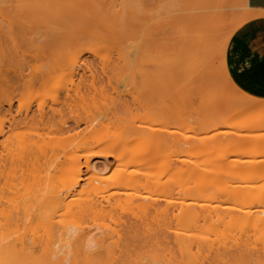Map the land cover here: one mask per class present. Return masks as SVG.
Wrapping results in <instances>:
<instances>
[{"label":"rangeland","instance_id":"obj_1","mask_svg":"<svg viewBox=\"0 0 264 264\" xmlns=\"http://www.w3.org/2000/svg\"><path fill=\"white\" fill-rule=\"evenodd\" d=\"M110 1L111 0H100V1L99 0H94V1L93 0H0V40H1L0 41V43H1L0 44L1 45V49H0L1 51L0 52L4 54L3 56L1 55L2 56L1 59H3V60L0 59L1 60L0 66H4V67H18V66L19 67H24V66L25 67H28V66L35 67V66H38L41 68H42V66H46V67L55 66L58 68L57 71H55L56 73H54V75L55 74L56 75L58 74V75L57 76L53 75L55 77V78L53 77L54 80L49 81V83L47 84L49 87L47 85L44 86V88H46L45 90L43 89V87H39V88H35V90L33 89L34 91H33V93H31V96L27 95L28 97H22V99H19L20 97H16V100L14 101L13 108H12L13 114L17 115V113L20 109H21L20 111H24L23 113L25 114V109L28 106L32 107V108H30L32 113L38 114L39 113V106L42 104L44 106V109L50 115L52 113L53 108H56L57 106L61 105L63 102L68 100L67 108L64 104L65 112H66L64 116L67 117L66 119L69 118L68 121H70L69 122V124H71L70 127L75 125L74 122L70 120V119H72V118H70V116L71 115L73 116V114H74V116L75 115L77 116V114H79L78 116L83 115L81 117H85V118H87V117L88 118H94L96 115V117L98 119H100L99 117H102L100 115H105V118H106L107 114H108V116H110L111 113L117 114L119 119H121V116H122V118H127V117L130 118L133 116L134 118L133 117L131 118V120L133 119L131 121L132 123H134L136 125L137 124H141L144 126L146 125V126L153 128V132L151 133V135L149 137V140H150L149 146H150L151 150L154 151L153 152V155H154L153 156V158H154L153 162L154 163L152 162L153 165L151 168H153V170L150 169L149 173L151 172L150 177H151V180L154 181L153 183L156 186H157V183H160V184H158L159 188L154 187L152 191H145V190L141 191V193H140V195L142 194L141 196L135 197V195L138 193H135V195L133 194L134 197L133 196L132 197L131 196L123 197L122 196L123 200H121V204H120L121 208L127 211V212L125 211V213L131 212L130 213V215L132 214L131 219L134 220L135 219L134 216H136L135 213H138L137 216L140 215L139 217L142 216L141 215L142 213L139 212V209H140L139 206L143 205L144 203L149 201L151 198H153L154 201L157 198L156 200L157 201L159 200L158 204H159V206L162 207V209H166V207L170 208V209L173 208L172 210H173V212H175V214L179 213L178 210H181V207H183V208L195 207L196 209H199L201 207L209 208V206L221 204L222 208L224 209V210L221 209V211H222L221 215H222V217L225 216L224 221H225L226 225H224V222L222 223L223 219L222 220L219 219L220 221L214 220L213 222L209 221V220H208L209 222L208 221L204 222V223L201 222L199 227L198 226H196V227L192 226V228L189 226L185 228V227L178 225L177 223L174 222L175 225L172 224L171 229L172 228L173 229L171 230L172 231L171 234H173V233L177 234L178 233L182 236H186V238L188 236H189L188 238H194L195 237L194 239L198 238L199 241L203 239L202 241H205L206 243L209 242L208 245L209 246L212 245L213 248L215 246L216 248L221 249L222 246L226 247V246L233 245L234 244L233 241L235 240L234 238L241 236V233H242V235L244 233L246 234L248 232V230H250L251 228H249L250 226H248L249 225L248 223L244 224L245 226L243 225L244 222L241 223L240 221H239V223L235 222V224H234V222L229 220L231 218L226 217V215H227L226 213L229 214V212L230 213L233 212L232 209L234 207H236V208L239 207L237 205V202L234 200L233 197H231L229 192H231V188H235L237 185H239V187H240V185L243 186L245 184H248L244 180L245 176H244V178H242L243 177L242 174L243 175L244 174L245 175L251 174L252 178H255L256 176H259V175L255 174L257 172L254 171L252 168L258 169V168L264 166V163H262V162H264V119H262L259 123H253L254 125L256 124L255 126H253V124L248 122L246 119V116H247L246 114H248L247 112H245L246 114L243 112H240V114L234 113L235 115L232 114L233 112H236V111L239 112L240 111L238 106H237L238 109L236 108L237 110H234L235 107L233 109H230L231 111L232 110H234V111L231 112L229 110L230 115H229L228 111L223 112V110H227V109H224L226 106L223 107V104H225V103L222 104V100H220L219 101L221 104V106H220L218 99H217L218 98L217 96H219V99H220V96L222 95L221 91H222V93L224 92L223 90L226 89V85L221 86V85L217 84L213 87H209V86H206V84H202V85H201V83L199 84V81H197L196 77H195L196 76V69L192 65L195 63H199V61H202L201 60L202 54H198V53L195 54L194 53L192 55L191 51H189V49H190L189 44L184 45L183 48H184L185 52L182 53L180 62L178 60L180 58L181 53L175 52L174 49L170 45H165V46H163L162 49L155 48L154 50H151L150 52L148 50L146 52L145 49L142 50V48H141L142 40H143V38L147 37L148 31H151L154 28L153 26L155 25L156 21L162 20L161 23L156 27V29H155L156 31H162L163 32V26L166 23L167 26L169 27V29L172 31L173 35H179V31L182 28L180 29L179 27H176L175 24H173L172 19H173L174 13L178 12L180 6L179 5H172L173 0H167L166 4L164 3L163 0H160L157 3H156V0H151L153 5L148 6V7L145 5V3L148 0H118V2L114 5H111ZM98 2H101V3L98 4ZM221 7H222L221 11L223 10L225 13H228V15L226 16L225 26L221 30V39H222V41H225V39L227 38L228 33H229L228 26H229V24H232L236 20V18L238 17L240 9H239V7L236 8L234 5H224ZM215 9H216L215 7H211L209 9H207V12H214ZM203 13H205V11L200 12V14H203ZM61 18L72 22L73 25L74 24L77 25V21H82L81 19L84 18L83 20H88V24H90L89 26L92 28L91 30H93L95 33H98V34L100 33L101 35L103 34V36H104V34H106V36H105L106 38L109 35L115 36V39H113V40L111 39L112 41L110 39H109L110 41L108 40L106 43L104 41L105 44H103L102 40H104V37H102L103 39L102 38H101L102 40L100 39L101 40L100 43H102V45L96 44L98 46L95 45L96 40H94L95 37H93V36H95V34L94 35L92 34L93 35L92 36L93 39H92L91 34L88 32L90 34V38L92 40H94V43L91 42L92 40L90 41L86 35H83V39L81 36L82 34H79L80 37L78 36L82 40H85L86 39L85 36H86L89 40V43L91 42L90 44H88L87 43L88 41L86 39V44L82 45L81 44L82 40H81L80 44L82 46L88 45V46H86V49H83V50L88 51L91 49L90 51H92V50L96 49V51H97L99 49L97 52L98 57L94 56L95 51L92 54L90 51H88L89 53L87 51H82V53L86 52L87 54L85 53V55H82V53L80 52L81 53L80 55H82V57H84L83 60L86 61V64L88 66L92 65L98 70V74H101L100 75L101 78H99L100 80L102 79V76H104L103 73L101 72L102 71L101 69L102 68H106V69L112 68L111 72L108 71V76L112 75L110 77L112 79V84L108 86L107 85L108 83H106V82H109V80H111L109 77L105 76V77H103L104 79H102V81H104L105 84L107 85L106 88L108 89V91H104V93H101L100 90L102 89L103 85L102 86L99 85V87H101V89H97V90H99L97 94H96V91L94 92L96 95L93 93H92L93 95H91L89 93V94H86V96L83 98L82 96L85 95L83 92L78 94V96L75 92H72L71 94L73 96L71 97V99L66 98L67 94H68V92H67L68 89L63 88V87H68L69 89L74 87V85L78 84V82L80 81V75H76L75 77H73V76H71L70 71L68 73V74H70V76L67 73H65L66 71H64L65 74L60 72L61 69L63 70L64 67L68 68L66 66L67 65L69 66L71 64V63L69 64V62H72L73 57L75 58V56L72 54L73 53L72 50L70 51V54H66L67 52L62 53V52H64V49L66 47L68 48L69 45L64 47L65 46L64 44H66L67 39H64V37L62 36L63 35L62 32L66 33V31H68V30H65V29L62 30L63 24H62ZM65 23H67V22L65 21ZM78 23L81 24V22H78ZM67 24H70V23H67ZM83 24L84 23L82 22V25ZM79 26L75 29L77 30L79 28ZM65 27H66V29H69V30L71 28V26L67 28V25ZM80 27H82V26H80ZM71 30L76 31L72 28H71ZM78 31H81V30H78ZM82 31H85V30L83 29ZM60 33H62V35ZM85 33L87 34V32H85ZM59 35H61V37H63V38L59 37ZM70 35L72 36V34H70ZM70 35H68V36H70ZM75 37H76V35H75ZM75 37H74V40H77L78 42H76V41L74 42V40L68 39L69 41L72 40V42H73V43L71 42V44H73V45H71V48H72V46L74 47V45L79 44V40H78L79 38L76 39L77 37L76 38ZM14 38H15V41H14ZM192 38L193 37H191V38H189V37L185 38L184 37V40L186 41V43H188V41L190 42V40L193 41ZM95 39H97V37ZM165 39L169 40L171 45H174L175 42L177 43L178 41L182 40V39H180V37L173 39V38H170L169 36H167V38L166 37L162 38V40H165ZM98 40H99V38H98ZM98 40H97V42H98ZM83 43H85V42H83ZM14 44L16 47L18 45L20 47L19 49L26 52L25 56L30 55L29 58L28 57L26 58L29 61L25 60V57L24 58L22 57V55H21L22 51L21 50H19L20 54L19 53H17V54L21 55L20 58H23L24 61H26V62L19 61L20 58L17 59L18 55L16 53L13 54V50L14 49L18 50V48H16V47L14 48ZM44 45L46 46V51H44V52H48L49 55H48V53L46 54L44 52H42L40 54V51H43V50H39V49H43L41 47ZM78 47L75 50H77ZM79 50H80V48H79ZM131 50H132L131 56H130L131 60L133 61L134 58L136 59V62H134V63L132 62V66L134 68V65H135L136 70L134 71V75L132 74V76H130V77H132V79L130 81L126 80V78H129V76L128 77H126L124 75L122 76L121 75L122 72L121 71H120V73L118 72V74L122 76L121 78H119L120 76H118V78L122 80V81L121 80L120 81L122 83H124V79H125V82L127 81L123 85L122 83H119L120 81L117 78H114L113 75H115L116 72L113 73V69H115L116 67H119V66L122 67L126 64L121 60V58L123 57L125 52L131 51ZM16 51H14V52H16ZM36 51H37V53H39L38 56L35 53L36 57L42 58L43 56H45V58L44 59L42 58L39 60H38V58L36 59V57L33 54ZM66 51H67V49H66ZM76 52H75V54H76ZM77 53L79 54V52H77ZM22 54L24 55L23 52H22ZM128 54L129 53H126L125 54L126 56L124 55V57H125L124 59H127ZM31 55L34 57L30 59V57H32ZM72 55H73V57H72ZM3 57H5V58H3ZM138 57H140V58L143 57V59H141L142 61L140 60V58L138 59ZM213 57L214 58L212 59V62H213L212 64H214L218 68L222 64V55L218 53ZM176 62H178V65L182 66L184 69L183 70L181 69L182 71L179 69L177 70V71H179V75H178L179 78L177 79V81H174L175 77H174V79L172 77L174 76V74L177 71H171L170 69H168V67L172 68L171 66L175 65ZM56 65H59L61 67L59 68V66H56ZM63 65H65V66H63ZM113 67H115V68H113ZM141 67H142V69L148 68L149 70H151V72H152L151 75L149 74L148 77H146L144 74H143L144 76L141 75L140 71H139V69ZM59 73L61 76L59 75ZM80 73L82 74V71H80ZM180 73H181V75H180ZM124 74H125V72H124ZM87 75L89 77L88 73H87ZM100 76H97V77H100ZM116 76H117V74L115 75V77ZM106 77L109 78V80ZM88 79H90V78H88ZM116 80H118V81H116ZM172 80H173V82H172ZM71 81L74 82L75 84L71 85ZM102 81H101V83L104 84V82H102ZM57 84L58 85L61 84L63 86V87L61 86L63 89L60 88L59 87L60 85L58 86ZM113 85L116 86L115 90H118L117 93H116V91L113 90L114 89V88H112ZM173 85L175 88L173 87ZM56 86H58V88H60V89H57ZM232 89H233V92L239 91L236 87H232ZM55 90L56 91L61 90V91H59L58 92L59 94H58V93H56ZM91 90L93 91V89H91ZM103 90H105V89H103ZM174 90H176V91H174ZM107 92H108V94L109 93L112 94L113 97H111L110 95H107L108 97H106L105 93H107ZM219 92H220V94H219ZM119 93L125 94V95H123L124 97H121L122 94L120 95V97L117 96ZM79 95L83 99L82 98L80 99ZM90 95H91V97H90ZM94 95H95V97H93ZM258 98L260 100L264 99V98L257 97V99ZM121 99H123V101L129 102V104H131V106H129V108L123 107ZM20 100H21V102H20ZM72 100H76V101H74V103H72L73 102ZM69 101L71 104L69 103ZM119 103H120L121 107L118 106ZM72 104H75L74 107L72 108L73 114L71 113V110L68 109L69 106H73ZM114 105H115V107H114ZM103 107L106 110L103 109ZM122 107H123V109H122ZM4 109L8 110L10 108L8 105L5 104ZM120 109H121V111L119 112ZM130 109H131V111H129V112H131L132 114L128 112V110H130ZM116 110L118 113L114 112ZM20 111H19V113H20ZM111 111H113V112H111ZM220 112H221V114H223V113L228 114V115L225 114V119L221 120L222 121L221 122L222 124L220 123L221 127L220 128L219 127L213 128L212 126H211V128L207 127L209 129H207L205 127L207 130V131H205L204 127H201V125H200V122L202 121V119L204 117L203 115H206V116L210 115L209 117L214 118V116H216V114L219 115ZM23 113H22V115H24ZM105 113H107V114H105ZM119 113L121 115H119ZM92 114H94V116ZM213 114H214V116H213ZM117 115L116 116L114 115V116L117 117ZM111 116H112V120L114 121L113 123H115L116 120H118V119H116L113 115H111ZM227 116H229V118ZM110 118L111 117H109L108 119L106 118V119L109 120ZM57 119L58 118L56 117V119H54V120L57 121ZM122 120H126V119H122ZM122 120H120V121H122ZM127 120H128V118H127ZM85 121L86 120H84L81 124H79L80 126H73V128L71 127L73 130L70 128V131L66 132V134H65V132L61 133V134L49 132L46 136L44 134L43 135L40 134L42 132L38 133V131H33L34 128H32L31 127L32 125H30V126L25 127V128L22 126H20L19 129L16 128L14 130L15 132L13 133L14 136L13 135H11V137L9 136V138H10L9 140H8L7 136L1 137V142L5 143V140H6V143L0 145V155L3 154L4 156H8V155L14 156L13 157L14 160L17 159L14 162H12L14 165L12 163L8 165L9 168L6 169V171L4 173L5 176L2 178V185L4 186V188H3V186L1 187V189H3V191L2 190L0 191V199H2V203L3 202L9 203V205L8 204L6 205L5 203H3L4 205H6L7 207L13 206V208H15V207H17L15 205H17V204L21 205V202L23 203V200L28 201L30 197L33 198L34 200H36L35 199L36 197L40 198L39 197L40 193H42L43 191L48 193L51 190L54 191V188L59 189L60 186H62V188H63V182L65 183L68 180L67 177H70L69 176V174H70L69 172H71V167H70L71 165L70 164L73 162H77V160H80V163H82L84 165V162H85L84 157L86 156L88 151H89L88 153H90L92 151V150L90 151V149L87 147V144L82 145L80 143V141L78 142L79 139L82 141L81 136L83 134L87 135L89 130H86V129L91 128V126L89 128V126H87L88 124L84 123ZM100 121H102V120H100ZM109 121L112 122L111 119ZM109 121L107 122L108 124L110 123ZM102 124L106 125V126H102V127H105L104 128L105 130L103 129V131L98 133L95 136V139H102L105 137V135H108L111 139V142H116V138L118 140L122 136L124 129L120 128V126L112 127L111 128L112 130H111L110 126H109V128L107 127L108 124H106V121L103 122ZM8 125L9 124H7V126ZM165 125H167V126L165 127ZM99 127L101 128V126H99ZM31 129H33V130L31 131ZM209 130H210V132H209ZM215 131L216 132H220V131L223 132V134H220L219 136L215 137L216 139L212 138V141L213 140H216V141H213L212 143L206 145V143L208 141H205L204 142L205 144H204L200 140V138L211 136ZM82 132H83V134H82ZM224 133H225V135H224ZM55 134H57V135H55ZM72 134H74V135H72ZM78 134L79 135L81 134V135L79 136ZM86 135H83V136H86ZM48 136H51V137H48ZM68 136H69V138H68ZM26 137H28V139ZM64 137L69 139L67 141L68 145H66L65 141L67 139ZM30 138H32V139H30ZM50 138H51V141H50ZM71 138H72V140H71ZM161 139L164 140L165 144L168 143V141H169V143L171 144V145L169 144L170 147H167L168 145L165 146L164 143L161 142ZM226 139H228V140H226ZM28 140H30V141H28ZM39 140L42 142L40 143ZM62 140H64V141H62ZM113 140H115V141H113ZM209 141H211V140L209 139ZM111 142H109V143H111ZM59 143H60V145H59ZM62 143H64L63 146H62ZM172 143H174L173 145H175V144L177 145L178 143L180 145L182 144L183 145V147L181 145L182 150H181V148L178 149L180 147V145H179V147H178V145L176 147H174L172 145ZM135 144H136V146H138V145L140 146L141 144H143V139L142 140L141 139H135V141L132 143V145L134 146ZM223 144L227 147H224ZM32 145H36L35 146L36 148L33 146L34 150H33ZM44 145H46L47 147ZM57 145L59 147L58 150H56ZM89 145H90V143H89ZM113 145H114V143H113ZM30 146L32 147L31 149H30ZM201 146L204 147V149L201 148ZM42 147H45V149ZM52 147L54 148L55 153L53 152ZM67 147H68V149H67ZM85 147H86V149H85ZM229 148H231V149H229ZM28 149L31 150L30 153L32 152L33 155L36 156V159H39L38 157H40V159L42 161L39 159V163H38V160L35 159V156H33L32 153L30 154L28 152ZM36 149H38V150H36ZM99 149H100L99 147L97 149H95V150H98V151H96L97 154H101L102 150H99ZM228 149H229V151H227V154H226V150H228ZM36 151L41 156L42 155H44V156H42V158H41V156H38L39 154H36ZM230 151H231V154L228 155V153ZM8 152H9V154H8ZM26 152L30 155H28ZM45 152L49 156L46 155ZM41 153H43V154H41ZM55 154L58 155V157H56ZM221 155L226 159L222 158ZM22 156H23V158H22ZM30 156H32V157H30ZM48 157H50V158H48ZM99 157L100 156H98V157L96 156V158L93 157L91 160H93V162H95V163L98 162L96 164L101 166V165H103L102 162L105 161V159L104 158L102 159ZM67 158H68V160H67ZM45 159H47V160H45ZM49 159H51V160H49ZM65 159H66V163L63 165L62 162L63 161L65 162ZM28 160H30L32 162V164ZM52 160H54V162H52ZM70 160H72V161H70ZM109 160L112 163L111 167H109L107 170L105 169L106 171H102L101 177L102 178L104 177L103 179L111 182L110 180H112V177L115 173L114 169L115 170H116V168L118 169L117 164H119L120 161L119 160L117 161L114 158H110ZM237 160L240 162H245L246 164L240 165V168H239L238 164H240V163L237 162ZM252 160L254 163L252 162ZM179 161H180L181 165L178 164ZM259 161L261 163H259ZM44 162L49 163V164L47 165ZM67 162H71V163H67ZM176 162H178V163H176ZM59 163H62L63 167H62V165L60 167ZM171 163H174L173 164L174 166H172V169H171V165H172ZM250 163L254 164V165L250 166ZM175 164H177V165H175ZM214 164H216V165H214ZM235 164L238 165V166H235V168L238 167L237 172H239V169H242V166H243V168H245L244 170H246V172L242 170L241 171L242 174L239 173V174H241L240 175L241 178H239V176H237L238 174H236L234 172L235 169L233 170V167ZM178 165L182 167V170H184V172L183 171H182V173L179 172L180 174H178L176 176V174H174L176 172V169H173V168H175V166H176V168H178L177 167ZM211 165L214 166V168H211L212 167ZM258 165H259V167H258ZM57 166L60 168V171L58 170L59 168H57ZM249 166L253 170V171H250L251 173L247 172V171H249ZM252 166H254V167H252ZM140 168H141V166H139V168H137V169L141 170ZM219 168H221V169H219ZM204 169H206V170H204ZM195 170H196V172L193 173V171H195ZM199 170L201 171V174L198 173V172H200ZM217 170L219 172L216 174ZM231 170L233 171L232 173H230ZM55 171H57V172H55ZM188 171L191 172L192 174L189 173ZM177 172H178V170H177ZM185 172H187L189 174L185 175ZM220 172H222L221 173L222 177L219 176ZM252 173L254 174V177H253ZM82 174H83V176H85L84 174H86V168L85 167H82ZM188 175H190V177ZM159 176H160V178H159ZM174 176L176 177L177 180L174 178ZM185 177L186 178L188 177V178L186 179ZM191 177H193L194 179ZM195 177L199 178V179H195ZM172 178L175 180H173ZM189 178H191V179L189 180ZM219 178H221V179H219ZM156 179H159L160 181H157ZM185 179L188 181H186ZM205 179L206 180L209 179L210 183L208 181L207 182L210 185H208V183L204 182ZM211 179H213L214 183L215 182L216 183L213 184L210 181ZM47 181L49 184L47 183ZM109 182H107V183H109ZM161 182H164V183H161ZM167 182H169V183H167ZM174 182L175 183L177 182L180 184L176 183L177 187L175 186L172 189V188H170V185H171V183H172V185H175ZM181 182L182 183L184 182V184L186 186L184 188V190H188L187 189L188 187L191 189V190L186 191L187 193H185V195L183 193H180V191H179L180 187H181ZM203 182L206 183L207 185L205 186V184H202ZM244 182H245V184H244ZM5 183H7V184L5 185ZM81 184H84V183L82 182ZM165 184L166 185L169 184V185L163 186ZM37 185H38V187H37ZM202 185L205 186L206 191H204V187ZM234 185H235V187H233ZM195 186L198 188L197 189L198 191L195 190V188H196ZM207 186H209V189H206ZM168 188H170V189H168ZM81 189L82 188L78 187L77 191H74L69 197H67L64 200L65 202H63V203L65 205H64V207H61L63 209H61V211L59 210V212L62 213V210H64L63 213H65V210L67 209V207H68V209H69V207H70V209L72 207L73 208L75 207L74 209H76V206L78 207L79 204L83 203V201L86 198L85 197L86 195H85L84 191H80ZM201 190L203 192V195H201L202 193L199 194V191H201ZM255 190H259V191H257V192L253 191V193H251V194L254 195V193L258 194V192H261L260 189H255ZM79 191H80V193H79ZM209 191H211V193H209ZM188 192H191V193H188ZM206 193H209V194H206ZM210 194H212V196H209ZM213 195L216 199L213 198ZM144 196L150 197V199L149 198L145 199ZM151 201H153V200L151 199ZM151 201H149V202H151ZM219 201H221V202H219ZM181 202L183 203V205L181 204ZM63 203L61 206H63ZM184 203H186V204H184ZM66 204H67V207H66ZM187 204H190V207H189V205L185 206ZM196 204H199V205H196ZM13 208H11V209H13ZM254 208H257V207H254ZM122 209H120L119 212L122 213V211H121ZM172 210H170V211H172ZM128 215H126V216H128ZM154 217H155L153 219V224L155 225L154 227L162 226L170 218V216L168 217L165 215H157ZM67 218L69 219V217H66V219ZM91 218H92V216H91ZM95 218H97V217H95ZM95 218L89 219V220H88V218L86 219V222L89 225V226L88 225L87 226L89 228L92 227V229L95 233H101L102 231L105 230V228L108 229V228H114L115 227V224L113 223V221L110 222V219L108 220V218L107 219L105 218L104 221H103V217H102V220L100 217H98V220ZM138 218H136V219L139 220ZM70 220L72 222L73 219L70 218L69 221ZM140 220H141V218H140ZM228 220L231 223H226V221H228ZM83 223H85V222H83ZM75 224H77L76 221H75L74 225ZM22 226L19 227V229L21 228V230H19V231L17 230L18 232L16 231V229H18V228H16V227L11 228V231H15L16 233L12 232V235H9V238L7 239L8 242L15 241L14 240V239H16L15 237L20 236L23 232H24L23 234L29 233L27 235H30L31 229H29V227L27 228L26 226H24V228L26 227L25 229L27 231V232H25V229L23 228L24 229L23 230ZM85 226H86V224H85ZM183 228H185V229H183ZM12 229H14V230H12ZM94 229H96L97 232ZM174 229L176 232L173 231ZM242 229H244L245 232ZM28 230H30V232ZM40 230L41 229L39 228V232H40ZM251 230L249 232L253 231V230L252 231ZM186 233H188V234H186ZM255 233H254L255 236L253 237L254 239H252L253 242H251V243L254 246H256V245L260 246V245L264 244V229L259 230L258 232H255ZM175 234H173L171 236L173 237V236H175ZM236 234H238L239 236ZM233 236H235V237H233ZM10 237L13 238V241H9V239L11 240ZM213 244H215V245H213ZM177 245L176 244L175 245L170 244L169 247L167 246L169 249L166 247L162 248L163 246L162 247L159 246L161 248H158V245L157 246L153 245L152 247L148 246L150 248L146 247L143 249L140 247L137 250L134 249L129 254L124 252L122 254V256H121V253H118L117 255L122 257V259L125 261V264H128V263L138 264L139 262H141V264H170V263L171 264H201L202 260L205 259V257L211 256L214 253L212 251H215L214 249H216V248H214L213 250L211 249L212 251L208 252L206 250L207 249L209 250L210 247L208 248V246H206V244H204V246L207 247V249H205V250H203V248H205L204 246L200 245L201 247H197L198 244L196 246V243L191 245V247L189 246V248H185V246H183V248H179L180 246L178 247ZM186 247H188V246H186ZM222 249H224V248H222ZM233 250L235 251L236 249L231 250L232 253H235ZM39 251H40V253L42 252L44 255L40 254L38 252L39 253L38 258H40L42 255L44 256V257L43 256L42 257L45 258V253L42 250H39ZM82 255H81V258H83ZM108 255H109V257L103 258V259H105V260H103L104 263L105 264L106 263L107 264H109V263L113 264L112 262H114V260L111 257V256H113V254H108ZM113 258H116V257L113 256ZM80 260H82L83 264H85L84 258L80 259ZM115 260H117V259H115ZM81 262H80V264H82Z\"/></svg>","mask_w":264,"mask_h":264},{"label":"bare ground","instance_id":"obj_2","mask_svg":"<svg viewBox=\"0 0 264 264\" xmlns=\"http://www.w3.org/2000/svg\"><path fill=\"white\" fill-rule=\"evenodd\" d=\"M194 1H195L197 6H200L203 2H205V3L208 1L215 2L218 0H194ZM219 1H223V0H219ZM117 2H118V0H111L110 4L114 5ZM100 3L101 2H98V4H100ZM145 5L148 7V6H151L153 4L149 1H147L145 3ZM200 7H202V6H200ZM204 7H205V5H204ZM196 8L197 7H193L192 10H196ZM191 12H193V11H191ZM83 19H81L82 21H77V25L76 24L73 25L72 22L67 21L65 19L61 20L62 24H63L62 30L65 29V30L69 31V32L66 31V33L62 32L63 35H62V33H60L64 37V39H67V42H66V44H64L65 45L64 47H66L68 45L70 46V47L68 46V48L66 47L64 49V52H62V53L67 52L66 54H70V51L72 50L73 53L72 52L71 53L75 56V58L72 55V57H73L72 62H69V64L70 63L71 64L69 66L68 65L66 66L68 68L62 67L63 70L61 69V71L60 70L59 71L62 73H64V71H66L65 73H67V74L70 71V74L73 77H75L76 75H80V81L78 82V84H75L74 82H72L73 80L71 81V85L75 84L74 87L71 86L72 87L71 89H69L68 87H63L61 84H59L60 86L57 84L60 88L63 87V88L68 89L67 90L68 94L66 97L67 99H69V98L71 99V97L73 96L71 94L72 92H75L77 94V96H78V94L83 92L85 94L82 96L83 98L86 96V94H89V93L91 95L95 94L94 93L95 91L97 94L99 91L97 89H101V87H99V85L100 86L103 85L102 89L100 91H101V93H104V91H108V89L106 88L107 85L109 86L112 84V79L110 78L112 75L108 76V71L111 72L112 68H110V69L102 68L101 69L102 70L101 72L104 75V76H102V79H104L103 77H105V76H107L111 79V80H109V78L106 77L109 80V82H106V83H108L106 85L105 82L102 81V79L101 80L99 79V78H101V76H100L101 74H98V70L92 65L88 66L86 64V61L83 60L84 57H82V55H85L86 52L82 53V51H87V50H83V49H86V46H88V45H86V46H82V45L86 44V39L88 41L87 42L88 44H90L91 42L94 43V40H96L95 45L96 44L102 45V43H100L101 40L103 39L102 37H104V40H102V41H103V44H105L109 39L110 40L115 39V36H113V35L108 36L107 35L108 37L106 38L105 37L106 34H104V36H103V34L101 35L100 33L99 34L95 33L93 30H91L92 28L89 26L90 24H88V20H83ZM64 20L70 24L65 23ZM78 22H81V24H79ZM82 22L84 23L83 25H82ZM65 24L67 25V28L71 26V28L74 30H76L75 28H77L79 25L82 27L79 26V28L76 31H73L70 28V30L72 31L71 32L69 29H66ZM83 29L85 31H82ZM78 30H81V31H78ZM85 32H87L88 35ZM88 32L91 34L92 39H93V37H95V38L97 37V39L94 38V40H92L90 38V34ZM70 34H72V36ZM79 34H82L81 35L82 39H83V35H86L89 38V40L90 41L92 40V41L89 43V40L86 36H85V38H86L85 40L80 39ZM92 34L93 35L95 34V36H93ZM61 35H59V37H61ZM68 35H70V36H68ZM75 35L77 38L75 37ZM215 36H216V34L209 32V33H204L202 37L200 35L198 37H193L192 38L193 41H191V40H190V42L188 41V44L190 46L189 51H191V53L193 55L194 53L199 51L201 48L207 47V45H211V42H213V40L216 38ZM63 37H61V38H63ZM74 37L76 39L79 38L78 39L79 44L74 45V47L72 46V48H71V45H73V44H71V42H72V40H74ZM98 38H99V40H98ZM68 39L69 40L72 39V40L69 41ZM81 40H82V43H81L82 45L80 44ZM97 40H98V42H97ZM14 41H15V38H14ZM75 41L78 42L77 40H74V42ZM104 41H105V43H104ZM83 42H85V43H83ZM183 44H185V43L182 40L177 42L178 46H182ZM98 45H96V46H98ZM15 47L16 46L14 44V48ZM77 47H78V49L75 50ZM16 48H18V50L14 49L13 54L14 53L20 54V51H19V50H21V49H19L20 47L17 45ZM41 48H43V49H39V50H43V51H40V54L42 52L46 51L45 45L42 46ZM79 48L81 51L79 50ZM181 48H183V46ZM216 48H217L216 51L218 53H220L221 48L218 46H216ZM0 49H1V45H0ZM66 49H67V51H66ZM90 50H88V51H90ZM98 50L96 51V49H95V50H92L90 52L92 54L95 51L94 56L98 57L97 56ZM14 51H16V52H14ZM76 51L79 52V54ZM22 52L24 53V55L22 54ZM22 52H21L22 57L23 58L25 57V60H28L26 58L27 57L29 58L30 55L25 56L26 52H24V51H22ZM75 52L77 55L75 54ZM80 52L82 53V55H80L81 54ZM131 52H132V50L124 53V55L126 53H129L127 59H124L125 58L124 55L121 58V60L124 63H126L124 66H122V67L119 66L116 68L113 67V68H115V69H113V73L116 72V74H117L116 77H115L116 74L113 76H114V78H117L119 81L121 80L119 78H121L123 75L126 77L129 76L130 79L125 77L126 80H129V81L132 79V77H130V76H132V74L134 75V71L136 70V68H135V65H134L135 69L133 68L132 62L134 63L136 61H135V58L133 59V61L131 60V57H130ZM35 53L38 56L39 53H37V51L34 52L33 54L35 57H36ZM44 53L47 54L48 52H44ZM1 55L3 56L4 54L3 53L0 54V59L2 58ZM21 55H18L17 59H19L21 57ZM48 55H49V53H48ZM34 56L30 57V59L33 58ZM181 56H182V53L180 54V58L178 60L179 62H180ZM212 56H214V54L202 53V58H201L202 61H199V63H195L192 65L196 69V76H195L196 80L198 81V78L201 76V77L206 78V80H207L206 86L213 87L217 84L221 85V86L226 85V89L223 90L224 92L222 93V91H221L222 95L220 96V99H219V96H217L218 102L220 100H222V104L225 103V104H223V107L226 106L224 109H227V110H223V112L228 111V113L230 115V111H231L230 109H233L235 107L234 110H237L239 108V110H240L239 112L236 111L237 113L233 112L232 114H234V113L240 114V112H243V113L247 112L248 114L245 113L247 115V116L246 115L245 116H246V119L248 122H250L252 124L253 123H259L262 119H264V100L256 99L254 97H248L239 91L233 92L232 87H234V86L232 85V83H231L228 75L225 73V71L222 73V75L220 77L219 74H217L215 72L214 67L210 66V58ZM3 58H5V57H3ZM23 58H20L19 61L26 62V61H24ZM37 58L38 57H36V59ZM42 58L44 59L45 56H43ZM42 58H38V60L42 59ZM139 58L140 57H138V59ZM141 59H143V57L140 58V60ZM1 60H3V59H1ZM59 65H56V66H59ZM63 66H65V65H63ZM60 67L61 66H59V68ZM171 67L172 68L168 67V69H170L171 71H177L178 69L179 70L184 69L182 66L178 65V62H176V64L172 65ZM199 68H200V70H199ZM57 69L58 68L55 66H53V67L52 66L51 67L50 66H48V67L42 66V68L38 67V66H35V67H30V66H28V67H25V66L24 67H19V66L18 67H4V66H0V145L6 143V140H5V143L1 142V137L7 136L8 140H9L10 139L9 136L10 137H11V135L14 136V134H13L15 132L14 130L16 128L19 129L20 126L25 128V127L32 125L31 127L34 128V130L31 129V131L32 130L38 131V133L42 132L40 134H42V135L44 134L47 136V134L49 132L50 133L54 132L57 134L58 133L61 134V133L65 132V134H66V132L70 131L71 127L73 128V126H80L79 124H81L84 120H86L84 123L88 124L87 126H89V128L91 126V128H90L91 130L88 128L86 129V130H89L88 133L86 132L87 135L83 134V132H82L83 135H86V136L82 135L84 138L81 136L82 141L78 137L77 138L79 139L78 142L80 141V143L82 145L87 144V147L90 149V151L91 150L92 151L90 153H88L89 152L88 151L86 156L84 157L85 158L84 165L82 163H80V160H77V159H76L77 162H73V163L67 162V163H71L70 164L71 165L70 166L71 172H69L70 177H67L68 180L65 183L63 182V188H62V186H60L61 189L60 188L59 189L54 188V191L51 190L48 193L43 191L45 194L43 192L40 193L42 191L41 190L39 192L40 193L39 197L41 199L36 197L35 198L36 200H34L33 198L30 197L28 201L23 200V203L21 202V205L20 204L15 205V206H17L15 208H13V206L7 207L6 205L7 204L9 205V203L3 202L6 204V205H4L2 203V199H0V264H80V262L82 261L80 259H83V258H84L85 264H105L103 261L105 259H103V258L109 257L108 254H113V256L116 257V258H113V256L110 255L112 257V259L114 260V262H112L113 264H125V261L121 257L122 254L124 252L129 254L134 249L137 250L140 247L143 249V248H146L148 246L152 247L153 245L154 246L158 245V248H161L162 246H163L162 248H164V247L168 248L170 244L171 245H175V244L177 245L178 244L177 246L178 247L180 246L179 248H183V246H185V248H189V246L191 247V245L196 243V246L198 244L197 247H201L200 245L204 246V244H206V246H208V248L210 247V249L208 250L207 247L204 246L205 248H203V250L207 249L206 251H208V252H211L214 248H216L215 246L213 248L212 245L209 246L208 245L209 242L206 243L205 241H202L203 239L199 241L198 238L194 239L195 237L194 238H188L189 237L188 236L186 238V236H182L178 233L177 234L173 233V234H175V236L172 237L171 235H173V234H171L172 233L171 230L173 228L171 229V227H172V224H174V222L177 223L178 225L185 227V228L188 226L192 228V226H194V227L198 226L199 227L201 222L204 223V222H207L208 220L213 222L214 220L220 221L222 219H223L222 223L224 222V225H226L225 221H224L225 216L222 217V215H221V213H222L221 209H223L221 204L209 206V208L201 207L199 209H196L195 207H193V208L192 207L191 208L181 207V210H178L179 213L175 214V212H173V210H172L173 208L170 209V208L166 207V209H162V207L159 206V204H158L159 200L158 201L156 200L157 198L155 199V201L153 198H151L153 200V201H151L150 197L144 196L145 199L149 198L150 199L149 201H151V202L147 201L143 205L139 206V208L141 209V210L139 209V212L142 213V214L141 213L140 214L143 217L142 216L139 217L140 215L137 216L138 213H135L136 216H134L135 219L139 217L138 218L139 220H137V219L132 220L131 219L132 214L130 215L131 212L125 213L126 210L121 208L120 204H121V200H123L122 199L123 197H129V196L132 197L133 194L135 195V193H138L135 195V197H137V196L142 195V194L140 195V193L143 190L152 191L154 187L159 188L158 184H160V183H157V186H156L153 183L154 181L151 180V177H150L151 172L149 173L150 169L153 170V168H151V167L154 163L153 162V159H154L153 158V156H154L153 152L154 151L151 150V148L149 146V143H150L149 137H150L151 133L153 132V128L146 126V125L145 126L141 125V124L136 125V124L132 123L131 121L133 119L131 120V118L133 116L130 118L126 116L128 118V120H127V118H122V116H121V119H119L118 115L114 114V113L113 114L111 113V115H113V116L117 115V117H115V116L114 117L116 119H118V120H116L115 123H113L114 121L112 120V116L110 114H109L110 116H108L107 113H105L108 116V117L106 116V118L108 119L109 117H111L110 119L112 122L109 121L110 119L107 120L105 118V115H100V116H102V117H99L100 119H98L96 117V115H95L96 118L95 117L94 118H88V117L85 118V117H81L83 115L78 116L79 114H77V116L76 115L74 116V114L72 113L73 112L72 108L74 107L75 104H72L73 106H69V108H68L69 110H71V113L73 114V116L72 115L70 116V118H72L70 120L73 121L75 124V125L70 127L71 124H69V122H70V121H68L69 118L66 119L67 117L64 116L66 113L64 104L67 108L68 100L63 102L61 105L57 106L56 108H53L52 113L50 115L44 109V106L42 104L39 106V113L38 114L32 113L30 110V108H32V107H30V106H28L25 109V114L23 113L24 111H20L21 109L19 110L20 113L18 111L19 114L18 113H17V115L13 114L12 108H13L14 101L16 100V97H20L19 99H22V97L31 96V93H33L35 88H39V87H43V89L45 90L46 88H44V86H46L50 80H52V81L54 80V78H55L54 76L56 75V74L54 75V73H56L55 71H57ZM147 69L148 68L142 69V67H141L139 69L140 74L141 75L144 74L146 77H148L149 74L151 75V73H152L151 70H149V69L147 70ZM80 71H82V74L80 73ZM120 71L122 72L121 73L122 76L118 74V72L120 73ZM123 71L125 72V74ZM87 73L89 74V77H88ZM70 74H68V75L70 76ZM59 75H60V73H59ZM178 75H179V71H177L174 74V76L172 77L173 79L175 77L174 81H177V79L179 78ZM180 75H181V73H180ZM97 76H100V77H97ZM118 76H120V77L118 78ZM88 78H90V79H88ZM118 80H116V81H118ZM101 81L104 82V84L101 83ZM121 81L119 83H122ZM126 82L124 79V83H122V84L124 85ZM172 82H173V80H172ZM58 86H56L57 89H60V88H58ZM173 87H174V85H173ZM112 88H114L113 90L116 91V93L118 92V90H115L116 86L113 85ZM91 89H93V91ZM103 89H105V90H103ZM61 90H58V91L55 90V91H56V93H58ZM174 91H176V90H174ZM121 94L122 93H119L117 96L120 97ZM219 94H220V92H219ZM91 95H90V97H91ZM95 95L93 97H95ZM107 95H110L111 97H113V95L110 93L108 94V92L105 93L106 97H108ZM123 95H125V94H122L121 97H124ZM82 97L80 96L79 98L81 99ZM72 101L71 102L74 103V101H76V100H72ZM121 101H122L123 107L129 108V106H131V104H129V102L123 101V99H121ZM20 102H21V100H20ZM69 103H70V101H69ZM5 104L8 105L10 109L5 110L4 109ZM219 104H220V102H219ZM118 106L121 107L120 103ZM220 106H221V104H220ZM237 106H238V108H237ZM114 107H115V105H114ZM123 107H122V109H123ZM103 109H105V108L103 107ZM234 110H232V111H234ZM120 111H121V109L119 110V112ZM129 111H131V109L128 110V112ZM111 112H113V111H111ZM114 112L116 113L117 110ZM22 113L24 115H22ZM129 113H131V112H129ZM225 114L228 115L227 113L221 114V112L219 113V115L216 114V116H214V114H213L214 118L209 117L210 115H208V116L203 115L204 117H203L202 121L200 122V125H201V127H204L205 131H207L206 130L207 127L211 128V126L213 128L214 127L220 128L221 124H222L221 120L225 119ZM92 115L94 116V114H92ZM119 115H121V114L119 113ZM56 117L58 118L57 121L54 120V119H56ZM227 117L229 118V116H227ZM122 119H126V120H122ZM100 120H102L103 122L106 121V124H108L107 122L109 121L110 123L108 124L107 127L109 128V126H110V129L112 127L120 126V128L124 129L122 136L118 140L116 138V142H111L110 137L108 135H105V134H104L105 135L104 138L95 139V136L98 133H100L101 131H103V129L105 128L102 126H106L105 124H102L103 122ZM120 120H122V121H120ZM7 124H9V125L7 126ZM167 125H165V127ZM255 125L253 124V126H255ZM99 126H101V128ZM207 129H209V128H207ZM209 132H210V130H209ZM57 134H55V135H57ZM220 134H223V132H221V131L216 132L215 131L211 136L200 138V140L203 143L205 141H208L209 143L207 142L206 143V145H207V144L212 143L213 141H216V140L212 141V138H215V137L219 136ZM72 135H74V134H72ZM224 135H225V133H224ZM48 137H51V136H48ZM26 138L28 139V137H26ZM64 138H66V137H64ZM68 138H69V136H68ZM68 138H66L67 140L65 141L66 145H68L67 144V141L69 140ZM30 139H32V138H30ZM135 139H141V140L143 139V144H141L140 146L139 145L136 146V144H135L133 146L132 143L135 141ZM163 139H161L162 143H164ZM209 139L211 141H209ZM71 140H72V138H71ZM226 140H228V139H226ZM28 141H30V140H28ZM50 141H51V138H50ZM62 141H64V140H62ZM113 141H115V140H113ZM41 142L42 141H40V143ZM109 142H111V143H109ZM89 143H90V145H89ZM113 143H114V145H113ZM174 143H172V145ZM63 144L64 143H62V146H63ZM169 144H170L169 141L166 144L164 143L165 146L168 145L167 147H170ZM59 145H60V143H59ZM177 145L179 147L180 144L178 143ZM177 145L175 144L173 146L176 147ZM181 145L178 149L181 148ZM33 146L35 147L36 145H32V147ZM44 146H46V145H44ZM32 147L30 146V149ZM34 147H33V150H34ZM68 147H67V149H68ZM98 147L100 148L99 150H102L101 154L96 153V151H98V150H95V149H97ZM182 147H183V145H182ZM224 147H227V146L224 145ZM42 148L45 149V147H42ZM58 148L59 147L57 145V149L56 148L55 149L58 150ZM201 148L204 149V147H202V146H201ZM30 149H28L29 153L31 151ZM85 149H86V147H85ZM229 149H231V148H229ZM229 149L226 150V154H227V151H229ZM36 150H38V149H36ZM181 150H182V148H181ZM53 152H54V148H53ZM8 154H9V152H8ZM30 154H28V155H30ZM36 154H39V153H37V151H36ZM41 154H43V153H41ZM230 154H231V151L228 153V155H230ZM32 155H33V153H32ZM46 155H48V154L46 153ZM58 155H56V157H58ZM33 156H35V155H33ZM38 156H41V155L39 154ZM42 156H44V155H42ZM42 156H41V158H42ZM96 156L97 157L100 156L99 158L105 159V161L102 162L103 163V165H101L102 167L96 164L98 162L95 163V162H93V160H91L93 157L96 158ZM13 157L14 156H9V155L4 156L3 154L0 155V191L1 190L3 191V189H1V187L3 186L2 185V178L5 176L4 173H5L6 169L9 168L8 165L11 164L12 162H14L15 160H17V159L14 160ZM30 157H32V156H30ZM22 158H23V156H22ZM38 158L40 159V157H38ZM48 158H50V157H48ZM110 158H114L117 161L118 160L120 161V163L117 164L118 169L117 168H116V170L114 169L115 173L112 177V180H110L111 182L103 179L104 177L103 178L101 177V172L106 171L109 167H111L112 163L109 160ZM222 158H224V157L222 156ZM35 159H36V156H35ZM39 159H36V160H38V163H39ZM224 159H226V158H224ZM30 160H28V161H30ZM45 160H47V159H45ZM49 160H51V159H49ZM67 160H68V158H67ZM70 161H72V160H70ZM52 162H54V160H52ZM237 162L240 163V164H238L239 168H240V165L246 164L245 162H240L238 160H237ZM252 162H253V160H252ZM62 163L64 165L66 163V159H65V162L63 161ZM62 163H59L60 167H61ZM176 163H178V162H176ZM259 163H261V162L259 161ZM262 163H264V162H262ZM31 164H32V162H31ZM45 164L48 165L49 163H45ZM171 164H172L171 165V169H172V166H174L173 165L174 163H171ZM178 164H180V161ZM63 165H62V167H63ZM175 165H177V164H175ZM214 165H216V164H214ZM238 165L235 164L233 167V170L234 169L236 170L238 167L235 168V166H238ZM251 165H254V164L250 163V166ZM139 166H141V168H140L141 170L137 169V168H139ZM250 166H249V171H247V172L249 173L250 171L254 170L257 172L255 174H258L259 176L252 178L251 174L250 175H248V174L243 175L241 171L243 170L246 172V170H244L245 168H243V166H242V169H239V172H237L238 169L236 171L234 170V172L236 174H238L237 176H239V178H241L240 177L241 174L243 176L242 178H244V176H245L244 180L248 184H245V182H244L245 185H243V186L240 185V187H239V185H237L235 187V185H234L233 187H235V188H231V192H229V193H230L231 197H233L234 200L237 202V205L239 207H237V208L234 207L232 209L233 212H231V213L229 212V214L226 213L228 215V216L226 215V217L231 218V219H229V218L228 219L231 220L232 222H234V224H235V222L239 223V221L241 223L244 222L243 225L248 223L249 224L248 226H250L249 228H251L254 232L250 229L253 233L249 232L250 230H248V232L246 234L245 233L243 234L244 236L242 235V233H241V236L236 234L239 237L234 238L235 240L233 241L234 242L233 245L226 246V247L220 246L221 249L220 248L214 249L215 251H212L214 253L209 257H205V259L202 260L201 264H264V244H262L260 246H257V245L254 246L251 243V242H253L252 239H254L253 237L256 234L255 232H258L259 230L264 229V166H262L258 169L252 168L253 170L250 168ZM82 167L86 168V174H84L85 176H83V174H82ZM177 167L178 168H176V166H175V168H173V169H176V172L174 173V174H176V176L178 174L182 173V171L184 172V170H182L181 166L178 165ZM252 167H254V166H252ZM258 167H259V165H258ZM57 168H59V167L57 166ZM211 168H214V166H212ZM219 169H221V168H219ZM58 170L60 171V168ZM177 170H178V172H177ZM204 170H206V169H204ZM55 172H57V171H55ZM194 172H196V170L193 171V173ZM218 172L219 171L217 170L216 174ZM232 172L233 171L231 170L230 173H232ZM189 173H191V172H189ZM189 173L185 172V175H187ZM198 173L201 174V171ZM221 173L222 172H220L219 176L222 177ZM239 173H241V174H239ZM188 176L190 177V175H188ZM253 177H254V174H253ZM159 178H160V176H159ZM174 178L176 179L175 176H174ZM191 178H193V177H191ZM191 178H189V180ZM175 179H173V180H175ZM195 179H199V178L195 177ZM219 179H221V178H219ZM156 180L160 181L159 179H156ZM212 180L213 179H211L210 181L213 184H215L216 182L214 183V180L213 181ZM186 181H188V180H186ZM207 181L209 182V179L204 180V182L208 183ZM82 182L84 184H81ZM107 182H109V183H107ZM204 182L202 184H205V186H206L207 184ZM47 183H48V181H47ZM161 183H164V182H161ZM167 183H169V182H167ZM176 183H175V185H172V183H171L172 186L170 185V188L173 189V187H175V186L177 187V184H180V183H177V184ZM209 183H208V185H210ZM6 184L7 183H5V185ZM183 184H184V182L183 183L181 182V187H180L179 191H180V193H183L185 195V193H187L186 191L191 190V189L188 187L187 188L188 190H184V188L186 186H185V184L184 185ZM167 185H169V184H167ZM167 185L165 184L163 186H167ZM202 186L204 187V191H206L205 186L204 185H202ZM37 187H38V185H37ZM78 187L82 188L80 191H84L85 195H86V196L84 195L86 198L83 201V203L79 204L78 207L76 206V209H74L75 207L74 208L72 207L71 209L69 207V209H68L67 204H66L67 209L65 210V213H63L64 210H62V213L59 212V210L61 211V209H63L61 207H64V205H65L63 203V202H65L64 200L67 197H69L74 191H77ZM3 188H4V186H3ZM170 188H168V189H170ZM197 189L198 188L196 187L195 190L198 191ZM206 189H209V186H207ZM255 189H260L261 192H258V194L254 193V195L251 194V193H253V191L254 192L259 191V190H255ZM80 191H79V193H80ZM188 193H191V192H188ZM200 193H202L201 195H203L202 190L199 191V194ZM209 193H211V191H209ZM209 193H206V194H209ZM209 196H212V194H210ZM213 198H215L214 195H213ZM219 202H221V201H219ZM62 203H63V206H61ZM181 204L183 205L182 202H181ZM184 204H186V203H184ZM188 205L190 207V204H187L185 206H188ZM196 205H199V204H196ZM254 207H257V208H254ZM11 208H13V209H11ZM120 209H122L121 211L123 214L121 212H119ZM170 210H172V211H170ZM126 215H128V216H126ZM157 215H165L168 217L170 216V218L162 226L154 227L155 225L153 224V219L155 218L154 216H157ZM91 216H92V218H91ZM66 217H69V219L70 218L73 219L72 222H71V220L69 221L68 218H67L68 219L67 220ZM95 217H97V218H95ZM98 217H100L101 220L103 217V221L105 218L106 219L108 218V220L110 219V222L113 221V223L115 224V227L114 228H108V229L105 228V230L102 231L101 233H95L93 231L92 227H90V228L88 227L89 225L87 224L86 219L88 218V220H89V219L95 218L98 220ZM140 218H141V220H140ZM74 220L77 223L75 225H74V223H75ZM229 220L226 221V223H231ZM83 222H85V223H83ZM85 224H86V226L87 225L88 226L86 227ZM21 226H22V229L24 228V226H26L27 228L29 227V229H31V232H30V230H28L30 232V235H27L29 233L23 234L24 233L23 232L20 236L15 237L16 238V239H14L15 241H13V238L10 237L11 240L9 239V241H13V242H8L7 239L9 238V235H12V232L16 233L15 231H11V228L16 227V228H18V229H16V231L17 230L19 231V230H21V228L19 229V227H21ZM39 228L42 231L40 230V232H39ZM185 228H183V229H185ZM12 230H14V229H12ZM94 230L96 231V229H94ZM242 230L244 231V229H242ZM173 231L176 232L175 229ZM25 232H27L26 229H25ZM186 234H188V233H186ZM233 237H235V236H233ZM213 245H215V244H213ZM159 246H161V247H159ZM186 246H188V247H186ZM150 247H148V248H150ZM222 248H224V249H222ZM232 249H236L235 251L233 250L235 253H232V251H231ZM39 250H42L45 253V258H43L44 254L42 252L40 253ZM38 252L40 254H43L42 255L43 257L41 256L42 258L41 257L38 258L39 257ZM118 253H121V256H118L117 255ZM81 255L83 256V258H81ZM115 259H117V260H115ZM81 263L83 264V261ZM128 264H130V263H128ZM138 264H141V262H139Z\"/></svg>","mask_w":264,"mask_h":264},{"label":"crops","instance_id":"obj_3","mask_svg":"<svg viewBox=\"0 0 264 264\" xmlns=\"http://www.w3.org/2000/svg\"><path fill=\"white\" fill-rule=\"evenodd\" d=\"M148 1L152 3L151 0ZM158 1L160 0H156V3ZM163 1L166 4L167 0ZM172 5H179L181 8L174 13L172 19L176 27L182 28L179 35H173L166 23L163 26V32L156 31V27L162 20L156 21L154 28L148 31L146 39L142 40V50L150 52L155 48L162 49L163 46L170 45L175 52L184 53L185 50L181 47L188 45L184 37L191 38L199 35L202 37L204 33L209 32L216 34L211 45L201 48L195 54L208 53L215 56L218 54L216 46L220 47L219 54L222 55V64L217 68L212 64L214 57L210 58V66L214 67L215 72L221 77L225 71L232 85L244 95L256 97V99L257 97L264 98V0L208 1L203 2L200 5L202 7L197 6L194 0H173ZM224 5H234L236 8L239 7L240 11L236 20L229 24L228 36L225 41H222L221 30L225 26L228 15L223 10L221 11V6ZM193 7H197L196 10H192ZM211 7H215V11L207 12V9ZM201 11L205 13L200 14ZM167 36L173 39L180 37L185 44L178 46L175 42L171 45L169 40H162ZM198 81L199 84L200 82L201 84L207 83L206 78L201 76Z\"/></svg>","mask_w":264,"mask_h":264}]
</instances>
